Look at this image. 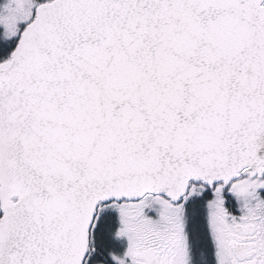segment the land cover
Masks as SVG:
<instances>
[{"label": "snow or ice", "instance_id": "snow-or-ice-1", "mask_svg": "<svg viewBox=\"0 0 264 264\" xmlns=\"http://www.w3.org/2000/svg\"><path fill=\"white\" fill-rule=\"evenodd\" d=\"M0 264H264V0H0Z\"/></svg>", "mask_w": 264, "mask_h": 264}]
</instances>
